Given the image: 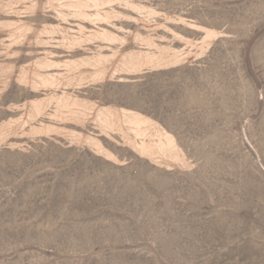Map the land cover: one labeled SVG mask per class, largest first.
I'll return each instance as SVG.
<instances>
[{
	"label": "rangeland",
	"instance_id": "obj_1",
	"mask_svg": "<svg viewBox=\"0 0 264 264\" xmlns=\"http://www.w3.org/2000/svg\"><path fill=\"white\" fill-rule=\"evenodd\" d=\"M0 264H264V0H0Z\"/></svg>",
	"mask_w": 264,
	"mask_h": 264
}]
</instances>
